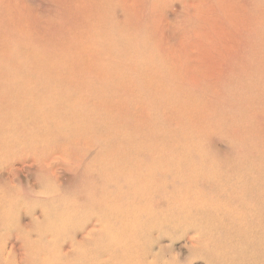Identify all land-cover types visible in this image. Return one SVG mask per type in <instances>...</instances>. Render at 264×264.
Segmentation results:
<instances>
[{"label": "rangeland", "instance_id": "obj_1", "mask_svg": "<svg viewBox=\"0 0 264 264\" xmlns=\"http://www.w3.org/2000/svg\"><path fill=\"white\" fill-rule=\"evenodd\" d=\"M140 1L139 21H126L114 8L111 23L101 26V16L77 12L73 3L3 0L0 15L13 13L17 23L28 27L11 32L3 28L0 60L13 52L20 56L22 69L36 62L56 78L110 82L118 75L108 76L113 64L99 48V34L110 25L123 26L141 42L146 40L164 64V83L150 75H130L132 82L147 84L138 102L145 144L153 139L157 147H171L178 162L184 161L179 154L204 155L215 162L254 154L264 163V57L259 48H239L251 41L238 36L246 24L241 10L245 2ZM256 1L249 12L264 23V0ZM232 5L242 24L235 20ZM249 27L250 22L245 29ZM257 44L264 47V38ZM242 54L249 61L238 66ZM204 84L217 85L214 96L223 115L200 100ZM105 94L120 105L115 86ZM86 97L87 105H93L95 95ZM8 108L0 104V117L12 127L16 111ZM89 123L99 134L95 120ZM8 139V134L0 136V264H264V234L238 236L237 230L245 232L236 216L244 211L241 203L231 204L208 181L198 180L191 191L179 192L187 198L174 203L171 214L159 204L156 212L164 217L158 221L148 216L131 223L117 217L100 223L72 203L75 190L76 199L84 192L86 180L67 171L42 177L39 163L24 154L28 150L3 146ZM155 157L165 158L162 153ZM51 166L52 171L65 170L66 164L54 160ZM102 235L114 242L110 248L92 243ZM256 237L261 242L254 246Z\"/></svg>", "mask_w": 264, "mask_h": 264}, {"label": "bare ground", "instance_id": "obj_2", "mask_svg": "<svg viewBox=\"0 0 264 264\" xmlns=\"http://www.w3.org/2000/svg\"><path fill=\"white\" fill-rule=\"evenodd\" d=\"M58 1L73 3L77 12L101 16L98 21L101 26L111 23L114 8L121 11L126 21H139L143 13L140 0ZM243 1L242 18L246 24L240 27L238 36L240 39L251 38V41L246 40L247 46L239 48L245 51L259 48L263 58L264 47L257 42L264 38V23L252 18L249 12V7L256 6L258 1ZM231 9L235 20L242 24L234 5ZM15 19L13 13L7 17L0 15V38L4 27L9 32L28 27ZM2 21L5 22L2 24ZM249 22L252 27L245 29ZM131 34L134 33L117 25H110L109 31L99 34V48L113 64L108 76L118 75L110 82L103 78L94 82L56 78L46 65L36 62L30 63V69H22L20 56L9 52L6 59L0 60V104L16 113L12 127L5 126L6 118L0 117V136L9 135L3 146L10 149L16 145L28 150L24 154L31 155L39 163L42 177L48 173L55 177L57 172L67 171L86 180L84 192L76 199L75 190L72 203L84 215L94 216L100 223L117 217L131 223L148 216L158 221L164 217L156 212L159 204L171 214L173 204L187 198L178 193L191 191L196 181L203 180L225 194L231 204L241 203L244 211L236 216L245 226V232L237 230L238 236L264 234V163L260 158L255 159L251 154L246 159L234 158L239 161L215 162L204 155L179 154L184 161L178 162L173 158L171 147H157L153 139L147 144L143 142L142 131L146 125L140 124L138 102L140 92L147 93V84L138 80L132 82L130 75H150L162 83L166 81L163 79L164 64L161 65L146 40L141 42ZM248 61V55L242 54L235 63L239 66ZM11 64L15 67L11 68ZM113 86L117 89L115 98L118 97L120 105L105 94ZM216 89L217 85L204 84L200 100L213 107L216 114L223 115L215 100ZM88 94L95 95L91 106L87 105ZM26 102H31V106L26 107ZM91 118L99 126V134H94L89 123ZM238 145L241 146V142ZM159 153L165 158L155 157ZM54 160L65 163V170L52 171ZM109 232L112 233V228ZM109 239L108 235H102L92 243L110 248L114 242ZM260 242L261 237H256L254 246Z\"/></svg>", "mask_w": 264, "mask_h": 264}]
</instances>
